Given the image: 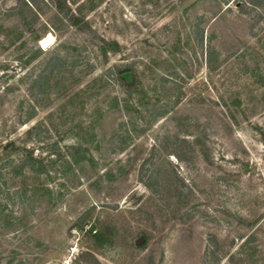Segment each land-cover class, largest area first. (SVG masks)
I'll list each match as a JSON object with an SVG mask.
<instances>
[{
  "label": "rangeland",
  "instance_id": "374dc122",
  "mask_svg": "<svg viewBox=\"0 0 264 264\" xmlns=\"http://www.w3.org/2000/svg\"><path fill=\"white\" fill-rule=\"evenodd\" d=\"M246 1L0 0V264H264Z\"/></svg>",
  "mask_w": 264,
  "mask_h": 264
},
{
  "label": "trees",
  "instance_id": "16d2710c",
  "mask_svg": "<svg viewBox=\"0 0 264 264\" xmlns=\"http://www.w3.org/2000/svg\"><path fill=\"white\" fill-rule=\"evenodd\" d=\"M247 3H250V4H255L256 2H254L253 0H248V1H246V2H243L240 6H239V9H242V7L245 5V4H247ZM197 28V27H196ZM199 35V42L200 43H202L203 42V34H202V32L200 33V34H198ZM198 37V36H197ZM55 58V57H54ZM131 73V74H133L132 73V70L130 69V68H119V70H118V72H117V76L124 82V85L126 86V87H130L131 85H132V83H130V82H128L125 78H124V74L125 73ZM134 77V76H133ZM4 147H11L12 149H16V146H15V144L13 143V142H9L8 144H6V145H4ZM32 153L31 152H29L28 153V155H29V158L30 159H32L33 160V158H32V155H31Z\"/></svg>",
  "mask_w": 264,
  "mask_h": 264
},
{
  "label": "water",
  "instance_id": "95a60500",
  "mask_svg": "<svg viewBox=\"0 0 264 264\" xmlns=\"http://www.w3.org/2000/svg\"><path fill=\"white\" fill-rule=\"evenodd\" d=\"M123 76H124V78H125L128 82L131 81V73H129V72H128V73H125ZM93 230H94V225L92 224V225L89 226L88 231H89V232H92ZM141 240H142V237H140V238L137 240L136 244H139Z\"/></svg>",
  "mask_w": 264,
  "mask_h": 264
},
{
  "label": "bare ground",
  "instance_id": "6f19581e",
  "mask_svg": "<svg viewBox=\"0 0 264 264\" xmlns=\"http://www.w3.org/2000/svg\"><path fill=\"white\" fill-rule=\"evenodd\" d=\"M50 42H51V37L48 36V37H46V38H43V39L40 41V44H41L43 47H46Z\"/></svg>",
  "mask_w": 264,
  "mask_h": 264
}]
</instances>
